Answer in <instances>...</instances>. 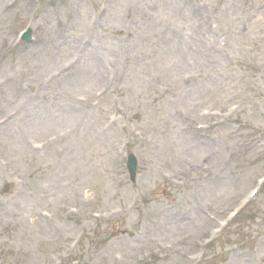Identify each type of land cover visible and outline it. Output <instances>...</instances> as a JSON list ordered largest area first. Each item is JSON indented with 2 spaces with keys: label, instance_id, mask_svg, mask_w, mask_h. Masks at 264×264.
I'll return each instance as SVG.
<instances>
[{
  "label": "rangeland",
  "instance_id": "1",
  "mask_svg": "<svg viewBox=\"0 0 264 264\" xmlns=\"http://www.w3.org/2000/svg\"><path fill=\"white\" fill-rule=\"evenodd\" d=\"M117 1L119 0H115V5ZM196 2H199L196 7L200 11L202 20L191 18L188 24V27L193 26L197 35V61L200 63L197 67L198 72L201 73V79L197 82L196 103H193L196 115L197 113L201 115L202 110L205 109L234 111L237 105H240L229 123L220 129L217 127L212 133L218 142L209 143L210 148L204 146L201 141L192 145V149L182 145L181 138L185 139V136H181L180 121L175 113L180 110V105L184 106L179 104L178 95L171 97L173 103L168 104L169 107L165 110L168 113L165 115L158 111L149 115L147 108L141 107L143 102L146 103L147 97L142 91L140 102L137 96L131 100L126 99L125 107L131 112L130 117L136 111L146 114L144 120L137 117L140 127L143 126V130L147 133L149 129L157 130L156 146L145 148L144 145L135 143L131 147L138 152L142 162L138 184L132 187L127 181L122 182V173L118 177L120 183L106 182L109 166L103 158L99 160L102 162L101 165L96 163L99 155H94L92 150L93 148L99 151L101 146L91 137H86V132L78 134L72 140L69 139L70 144H75L70 146V149L77 146L83 150L74 160L75 165L81 166L69 169L67 167V171L63 172L66 175L64 183H61L57 176V184L44 185L34 182L29 184L25 180L22 194L11 198L4 207V213L0 216V253L4 263L0 259V264H55L56 258L58 259L76 237L82 232L87 233L86 224H89L90 220L75 217L64 219L61 224L59 221L50 222L52 225L44 222L39 216L40 209H48L47 205H51L50 198L55 201L56 207L67 203L65 202L67 200L68 203L80 206L86 211L91 209L86 204L91 201L96 209L106 211L118 209L127 214L120 217L117 224L107 225L80 245L90 264H137L136 257L143 249L169 247L162 246L161 242L176 246L177 251L174 255H178L190 242L195 241V238L201 236V239L205 234L193 230L196 216L205 220L207 218L202 215L203 209L213 214L214 210L224 211L229 205V200L226 201L229 196L233 195L232 197L235 198L251 184L255 175L264 170V135L263 137L260 135L261 132L264 133V0H197ZM79 6L86 9L82 0H77L75 5H69L68 8L77 11ZM182 6L181 0H159L155 5V9H158L151 14L150 19L156 18L161 21L163 31L169 33L172 23L180 27L182 17L185 20L187 19L185 15H189ZM186 9H189V4L188 6L186 4ZM206 15H209V18ZM132 19H136V16L133 15ZM126 20L121 22L119 19L115 23L114 27L118 32L125 27ZM8 28L9 25L5 24L3 31H9ZM157 30L163 33L160 29ZM155 31L148 35V39L157 40L158 33ZM119 40L116 38V43ZM171 50L172 46L168 42L161 44L158 42L155 49L147 48L145 54L148 55V59L155 55L159 61H164ZM118 53V47L115 46V52L110 54V58ZM66 59L64 58L63 61ZM107 63L115 64L111 60H107ZM148 63L139 66L143 73H148L145 69ZM58 64L49 43L46 47L21 59L8 60L1 77L15 76L20 79L23 86L41 84L42 79L55 70ZM85 66L86 64L82 67ZM157 66L152 65L151 74L154 75L158 71L157 68L160 66ZM85 70L86 68L78 69L77 76L79 77V74ZM135 74L132 70L127 86L130 92L134 91L138 94L140 88ZM64 85L66 82L59 85L58 89L62 90ZM140 87L145 89L143 85ZM88 89L73 93L88 96L93 93V90L88 91ZM242 90H246L247 94H242ZM66 91L68 93L70 91L67 86ZM5 92L0 98V103L12 109L21 104L19 100L23 96L17 94L15 87L8 88ZM232 96L236 98L229 102ZM31 122L32 128L43 133L36 136L30 135L28 131L30 137L36 140L56 135L67 128V126L60 129L50 127L48 118L39 117V114H36ZM249 128H252L256 137L246 146V142L250 139V132L247 130ZM16 134L20 136L17 130ZM148 138H152L149 133ZM186 139L196 141L190 135ZM25 143L24 139L23 142L19 141L20 149L17 153L11 152L10 155H25ZM213 149L219 150L218 160L214 159V162L208 160ZM229 158H233L231 164ZM185 161L196 162V166L188 170ZM202 164H209L212 167L211 178L203 177L208 166ZM90 165L94 167L91 168ZM117 170L120 171V168L117 167ZM122 172L125 174L124 169ZM164 172H173L181 176L186 181V189L168 187L162 179ZM244 185L247 186L243 187ZM151 189L157 191L154 196L151 195ZM146 195L150 196L143 201ZM141 204L144 205V213L139 217L137 207ZM209 205L217 206L207 207ZM254 216L264 222V198L254 204L249 214L241 220L240 225L252 220ZM253 226H257V221L244 225L238 231ZM111 228L117 230L111 233L109 230ZM102 247L104 250L101 249ZM220 253L224 255V252ZM261 256H264V247L261 240H255L249 245L238 248L237 251L230 252L229 260L231 264H257ZM226 258H218V264H226ZM169 262L167 260L158 264H171Z\"/></svg>",
  "mask_w": 264,
  "mask_h": 264
},
{
  "label": "bare ground",
  "instance_id": "2",
  "mask_svg": "<svg viewBox=\"0 0 264 264\" xmlns=\"http://www.w3.org/2000/svg\"><path fill=\"white\" fill-rule=\"evenodd\" d=\"M188 6V5H187ZM185 10L186 9V4L184 2L182 6ZM172 44V50L171 53L168 54L166 60L162 61V66L163 67H170L171 70H174L176 72H189L191 71L195 66H197V49H195V43L194 39L192 38V35L189 33H184L182 35L174 36L173 40L171 42ZM96 64H98L96 62ZM91 66L93 64H90ZM191 74V73H190ZM194 81L190 82L189 85L191 87H194ZM96 79L94 77L91 78L90 84H95ZM185 92V90H184ZM182 96L186 99H195L196 93L190 92V93H182ZM179 102L181 104H185V100H182L181 98L179 99ZM184 109L190 111V107L186 105ZM56 122V121H55ZM60 123V122H56ZM205 223L200 220L199 224ZM199 226L195 227L197 229Z\"/></svg>",
  "mask_w": 264,
  "mask_h": 264
}]
</instances>
